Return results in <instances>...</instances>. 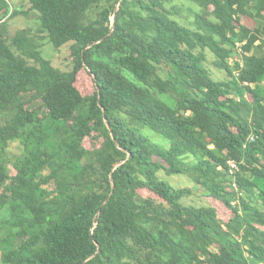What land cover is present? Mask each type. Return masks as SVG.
<instances>
[{
	"label": "trees",
	"instance_id": "1",
	"mask_svg": "<svg viewBox=\"0 0 264 264\" xmlns=\"http://www.w3.org/2000/svg\"><path fill=\"white\" fill-rule=\"evenodd\" d=\"M22 3L0 0V264H264V0Z\"/></svg>",
	"mask_w": 264,
	"mask_h": 264
},
{
	"label": "rangeland",
	"instance_id": "2",
	"mask_svg": "<svg viewBox=\"0 0 264 264\" xmlns=\"http://www.w3.org/2000/svg\"><path fill=\"white\" fill-rule=\"evenodd\" d=\"M16 7L17 5H20L22 9H26V5L22 3V0H11ZM179 14L176 15L177 18L180 19L182 23L185 24H191L193 21H195L197 12L199 11L198 8L191 6L190 4H182L179 3ZM11 30L12 32H16L19 29H23L29 25H32L34 30L37 31L39 24L32 20V22L27 21V19L23 16L17 17L15 19H12L11 21ZM45 45L42 48V52L45 58L52 61L54 66L57 68H60L62 70H71L73 67V61L70 54V44H67L61 48H56L52 42H50L47 38L44 40ZM222 75H225V73H221ZM81 82H79V87L83 91L84 94H90L95 91V86L93 84V80L90 76L86 75V77H81ZM157 137L161 138L159 135H156ZM102 140H95L92 137L88 138L85 142L86 147L91 149L95 147H99L101 145ZM8 157H10L11 160H15L19 156L24 155L23 152V146L20 141H16L10 144L9 148L7 149ZM12 175H15V170L12 168L11 171ZM164 178H168L171 183H173L175 186L178 187H185V186H192V182L183 175H173V176H167L162 175ZM141 193L144 196H150L152 195L151 191L147 189H142ZM198 195H201L199 193H196ZM196 200H203V197L197 196ZM212 201L217 207L219 211V216L223 221L229 220L231 216L233 215L232 211L229 210L227 207H225L221 202H218L217 200L209 199Z\"/></svg>",
	"mask_w": 264,
	"mask_h": 264
},
{
	"label": "built area",
	"instance_id": "3",
	"mask_svg": "<svg viewBox=\"0 0 264 264\" xmlns=\"http://www.w3.org/2000/svg\"><path fill=\"white\" fill-rule=\"evenodd\" d=\"M12 12H13V9H11L10 13L8 14L0 12V23L5 22L7 19H9ZM229 164H230V172L232 174L235 173V171L238 170V164L235 161H230ZM233 186L237 188L238 184L234 183Z\"/></svg>",
	"mask_w": 264,
	"mask_h": 264
},
{
	"label": "water",
	"instance_id": "4",
	"mask_svg": "<svg viewBox=\"0 0 264 264\" xmlns=\"http://www.w3.org/2000/svg\"><path fill=\"white\" fill-rule=\"evenodd\" d=\"M112 28H114V23H113V25H112Z\"/></svg>",
	"mask_w": 264,
	"mask_h": 264
}]
</instances>
